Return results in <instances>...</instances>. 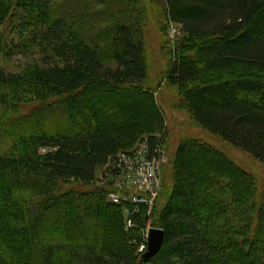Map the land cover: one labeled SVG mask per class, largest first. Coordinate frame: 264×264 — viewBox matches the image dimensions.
Segmentation results:
<instances>
[{
    "label": "trees",
    "instance_id": "1",
    "mask_svg": "<svg viewBox=\"0 0 264 264\" xmlns=\"http://www.w3.org/2000/svg\"><path fill=\"white\" fill-rule=\"evenodd\" d=\"M102 2L0 0V57L17 12L26 13L24 23L34 27L30 44L42 54L18 74L0 67V104L8 114L21 104L47 105L0 141V264H264L257 178L197 140H184L172 159L162 208L137 205L133 213L108 200L117 190L109 176L118 173L119 153L146 139L156 152L166 128L143 85L149 75L143 25L121 24L119 3L112 11ZM162 3L185 38L201 42L207 70L264 72V0ZM182 53L168 62V80L182 89L194 120L264 162V78L193 84L198 66ZM108 90L118 95L102 106L112 98ZM149 219L165 238L144 261L138 249Z\"/></svg>",
    "mask_w": 264,
    "mask_h": 264
},
{
    "label": "rangeland",
    "instance_id": "2",
    "mask_svg": "<svg viewBox=\"0 0 264 264\" xmlns=\"http://www.w3.org/2000/svg\"><path fill=\"white\" fill-rule=\"evenodd\" d=\"M56 1L59 3L60 0ZM102 3H104L103 5L106 9H111L112 11L116 9L117 4L119 3V9L116 10L115 15L117 21L121 24L129 25L132 21V23L135 22L138 23V25H143L144 40L147 44L146 58L149 69V75L143 85L150 92L152 91L156 97L165 118L166 128L163 137L159 134L162 140L158 142V149L162 156H166L165 159L167 158V161L160 165L161 167H159L155 181L150 185H147L144 188L145 190L143 189L155 199L152 202L154 203L152 207L158 205L159 209L165 205L166 201H164L161 192L163 193L168 190L171 185V170L173 167L172 159H174L175 154L182 146L183 141L192 139L220 150L238 166L254 175L258 180L261 191L259 202L263 203L264 162L255 159L242 149L222 140L219 136L209 132L194 120L187 107L186 101L183 99L182 89H179L176 86H171L169 83L168 62L171 58H174L175 60L179 57L178 53L182 52L183 55L193 59L198 66L197 79L193 84L214 83L226 79L241 77L261 79L264 78V72L256 69L249 70L243 68H238L233 71L207 70L204 66V57L199 54V46L201 42L198 40L191 41L185 38L186 36L181 31L180 25L167 18L162 0H103ZM25 14H22V12L13 13L8 21L9 28H6V32L3 36V48L6 53L0 57V67L14 74H18L29 65L39 63L40 60H42L40 50L36 45L32 46L30 44L33 39L32 32L34 27H30V25L24 23L23 18L26 16ZM118 22H116V24H118ZM21 45L28 46L30 50L26 52L23 51ZM106 60L107 63L116 66V62L111 58H107ZM1 91L2 90H0V92ZM117 91L114 90L110 92V90H108V93L112 94V98L110 100H101L100 105L103 106L115 100V97L118 95ZM104 92H106V90H104ZM127 93H129V91ZM130 94L134 95V92ZM46 106L47 105L42 102L21 104L19 112H11L8 114L5 113L4 108L0 104V141L7 137V130H10L13 126L17 125V123L20 125L23 124V118H28L33 112L44 110ZM58 117L59 116L56 115V118L54 119L56 122L61 121L58 120ZM162 134H164V130H162ZM146 141L148 142L147 139ZM137 144L132 148L134 153L137 152V150H133L134 148H138L139 145ZM8 145L9 144L7 143V146ZM44 152H46V150L41 149V153ZM161 155L159 156L160 159ZM103 172L104 170H101V172L98 173V177L103 179L106 178ZM109 177V182H112L113 184L116 182V178H121L119 175L117 177ZM134 180L137 179L134 178ZM104 182L101 181V184L106 185L108 183L107 181ZM164 186L165 189L163 190ZM118 194L123 196L122 205H129L127 207L133 209V213L138 211V206L128 201L129 195L125 197L126 195L122 191L118 192ZM127 211L128 209L125 208L124 213L126 216L128 215ZM126 219L127 226H129L128 218ZM153 220H148L147 226L140 237L141 241L139 242L138 252L141 254V257L146 250V248L143 249V247H147V231L150 227H155L153 225Z\"/></svg>",
    "mask_w": 264,
    "mask_h": 264
},
{
    "label": "built area",
    "instance_id": "3",
    "mask_svg": "<svg viewBox=\"0 0 264 264\" xmlns=\"http://www.w3.org/2000/svg\"><path fill=\"white\" fill-rule=\"evenodd\" d=\"M137 145H139L138 148L133 149L137 150L136 153H134L132 149L119 153V164L117 165L119 170L116 175H113L115 177L119 175L121 178H116L114 186L117 190L111 191L108 194V200L115 204H122L123 196L118 194V192L122 191L125 193V197L129 195V202L138 206L145 205L147 207H152L154 204L152 202L155 199H153L151 194L147 191H144V188L155 181L159 167H161L160 165L166 162L167 158L165 159L166 156H162L161 153H159L158 148L156 152L152 153L147 141L140 142ZM160 155L161 159L159 158ZM134 178L137 180H134ZM127 212L128 225L131 228L134 225L131 218L132 213L129 210ZM144 248H146V246H144L143 249Z\"/></svg>",
    "mask_w": 264,
    "mask_h": 264
},
{
    "label": "water",
    "instance_id": "4",
    "mask_svg": "<svg viewBox=\"0 0 264 264\" xmlns=\"http://www.w3.org/2000/svg\"><path fill=\"white\" fill-rule=\"evenodd\" d=\"M164 238L163 229L153 227L149 230L148 248L142 255L144 261H149L161 250Z\"/></svg>",
    "mask_w": 264,
    "mask_h": 264
}]
</instances>
